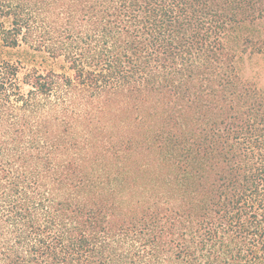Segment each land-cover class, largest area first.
<instances>
[{"label":"trees","instance_id":"1","mask_svg":"<svg viewBox=\"0 0 264 264\" xmlns=\"http://www.w3.org/2000/svg\"><path fill=\"white\" fill-rule=\"evenodd\" d=\"M0 264H264V0H0Z\"/></svg>","mask_w":264,"mask_h":264},{"label":"rangeland","instance_id":"2","mask_svg":"<svg viewBox=\"0 0 264 264\" xmlns=\"http://www.w3.org/2000/svg\"><path fill=\"white\" fill-rule=\"evenodd\" d=\"M243 63H244L243 72H242L243 77L250 78L252 67L255 64V57L251 55H245Z\"/></svg>","mask_w":264,"mask_h":264}]
</instances>
